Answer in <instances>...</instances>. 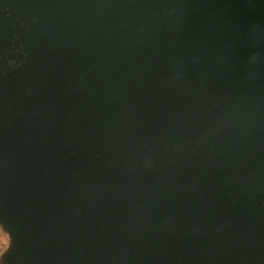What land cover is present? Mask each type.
I'll list each match as a JSON object with an SVG mask.
<instances>
[{
	"label": "water",
	"instance_id": "1",
	"mask_svg": "<svg viewBox=\"0 0 264 264\" xmlns=\"http://www.w3.org/2000/svg\"><path fill=\"white\" fill-rule=\"evenodd\" d=\"M0 264H264V0H0Z\"/></svg>",
	"mask_w": 264,
	"mask_h": 264
},
{
	"label": "rangeland",
	"instance_id": "2",
	"mask_svg": "<svg viewBox=\"0 0 264 264\" xmlns=\"http://www.w3.org/2000/svg\"><path fill=\"white\" fill-rule=\"evenodd\" d=\"M7 245V237L6 235L0 230V252L6 247Z\"/></svg>",
	"mask_w": 264,
	"mask_h": 264
}]
</instances>
